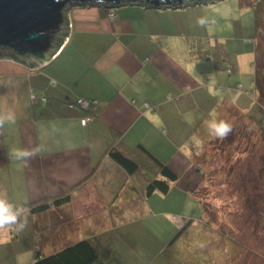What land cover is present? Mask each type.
I'll return each instance as SVG.
<instances>
[{"label": "crops", "instance_id": "0c3cea01", "mask_svg": "<svg viewBox=\"0 0 264 264\" xmlns=\"http://www.w3.org/2000/svg\"><path fill=\"white\" fill-rule=\"evenodd\" d=\"M68 13V38L51 61L30 69L0 59V117H12L0 125V199L37 207L19 217L22 230H0V257L6 251L14 264H33L35 248L47 255L87 239L98 250L91 264H195L222 236L229 264H264L262 220L223 224L197 196L203 150L187 147L197 108L223 107L229 121L236 115L234 97L220 104L214 92L225 87L214 60L187 57L194 49L186 37L197 39L203 9L92 5ZM79 98L96 101L85 125ZM110 146L138 168L128 173L106 154ZM18 149L36 155L18 160ZM153 179L168 190L146 193Z\"/></svg>", "mask_w": 264, "mask_h": 264}, {"label": "rangeland", "instance_id": "374dc122", "mask_svg": "<svg viewBox=\"0 0 264 264\" xmlns=\"http://www.w3.org/2000/svg\"><path fill=\"white\" fill-rule=\"evenodd\" d=\"M259 4L260 21L256 28L254 18ZM199 7L204 11L201 18H206L207 24L196 25L199 32L195 33L196 40H192L193 33H188L185 43L188 50L194 51L187 53V57L214 60L225 82V89L219 85L214 92L221 96L220 104L224 96L234 97L236 115L234 121H229L230 116L223 107V112L215 107L211 113L206 105L197 108L198 122H194L192 129L189 127V131L194 128L197 131L187 140V147L194 155L203 150L197 157L203 176L197 196L201 197L211 218L219 210L221 223H233L236 228L246 224L253 228L260 220L264 223V101L259 100L255 88L256 71L264 84V0H217ZM256 48L261 53L259 58L255 57ZM244 113L252 116L254 126H249ZM211 121H225L232 130L225 139H214L208 127ZM212 239L213 236L209 242ZM213 244L210 255L204 252L205 257L201 255L193 262L229 264L227 239L219 236ZM2 253L0 264L15 263L12 255Z\"/></svg>", "mask_w": 264, "mask_h": 264}, {"label": "water", "instance_id": "95a60500", "mask_svg": "<svg viewBox=\"0 0 264 264\" xmlns=\"http://www.w3.org/2000/svg\"><path fill=\"white\" fill-rule=\"evenodd\" d=\"M217 0H0V59L30 69L41 67L58 54L69 32V11L74 7L183 8Z\"/></svg>", "mask_w": 264, "mask_h": 264}, {"label": "trees", "instance_id": "16d2710c", "mask_svg": "<svg viewBox=\"0 0 264 264\" xmlns=\"http://www.w3.org/2000/svg\"><path fill=\"white\" fill-rule=\"evenodd\" d=\"M260 4L259 8L255 11V27H258L259 17H260ZM260 51L256 48L255 57H260ZM3 55L0 54V57ZM255 88L261 102L264 101V84L259 81V76L257 71L255 73ZM258 102V101H257ZM261 106L260 102H258ZM264 103V102H263ZM249 120V126L253 125L252 116H247ZM254 126V125H253ZM106 154L110 156L117 164L123 167L128 173L134 172L138 168V163L129 157L125 156L123 153L118 151L114 146H110ZM160 164V171L163 175L167 176L170 180H175L176 176L172 173L165 165ZM154 190H161L166 192L168 190V182L162 179H153L146 186V193H151ZM68 200V195L53 200L52 205L58 203L59 201ZM37 207H32L33 213H35ZM98 256V250L95 245L87 239H82L75 241L70 244H66L61 249L50 253L42 254L40 251L34 252V264H91Z\"/></svg>", "mask_w": 264, "mask_h": 264}, {"label": "clouds", "instance_id": "9594fccd", "mask_svg": "<svg viewBox=\"0 0 264 264\" xmlns=\"http://www.w3.org/2000/svg\"><path fill=\"white\" fill-rule=\"evenodd\" d=\"M197 23L204 26L207 24V19L199 18ZM5 119L12 120V117H0V125H3ZM208 127L210 134L221 140L225 139L232 130L231 125L225 121H211ZM12 155L18 160L27 162L36 155V152L27 149H18L13 151ZM20 211V209H14L13 205L8 203L7 200L0 199V230H22L26 224V220L23 223L19 221Z\"/></svg>", "mask_w": 264, "mask_h": 264}, {"label": "built area", "instance_id": "2783aa9c", "mask_svg": "<svg viewBox=\"0 0 264 264\" xmlns=\"http://www.w3.org/2000/svg\"><path fill=\"white\" fill-rule=\"evenodd\" d=\"M110 15H111L112 17L114 16L113 13H111ZM40 99H41V100H44L45 98L42 96ZM75 104L81 106L83 109H85V110L88 112L87 115L84 116V117L80 120L81 124H82V125H85V123H86L89 119H91V113L89 112V110H90V107H92L93 105L96 104V101H87V100H85V99L79 98V99H77V100L75 101ZM144 106H145V108H149V106H148L147 104H145ZM50 206H52V204H51ZM14 209H20V210H21L20 213H19V217H20L22 214H24V213H27V214H30V215H33V214H34L33 211H32V207L29 206V205H24V206H20V207H14ZM173 219H174L177 223L180 221L179 218H177V217H175V216L173 217Z\"/></svg>", "mask_w": 264, "mask_h": 264}]
</instances>
